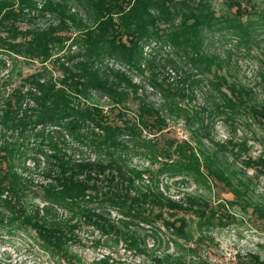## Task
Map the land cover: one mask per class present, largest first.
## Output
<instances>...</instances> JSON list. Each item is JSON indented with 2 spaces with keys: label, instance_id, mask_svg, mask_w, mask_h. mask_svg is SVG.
I'll list each match as a JSON object with an SVG mask.
<instances>
[{
  "label": "trees",
  "instance_id": "1",
  "mask_svg": "<svg viewBox=\"0 0 264 264\" xmlns=\"http://www.w3.org/2000/svg\"><path fill=\"white\" fill-rule=\"evenodd\" d=\"M227 7L234 12L217 16L211 0H0V54L13 69L20 61L39 64L32 74L12 69L0 79V231H33L51 257L83 264L71 251L82 226L136 253H145L148 236L160 245L162 228L167 249L150 264H210L198 250L212 229L234 223L228 208L251 210L264 226V193L256 186L264 155L244 156L248 140L237 139L240 127L255 126L254 140L264 141V100L230 81L225 59L211 49L216 35L250 49L257 26L264 33V9L243 22L249 13L240 0ZM67 42L76 50L54 59L55 78L46 63ZM7 63L0 59V68ZM135 74L159 94V104ZM198 93L203 101L192 106ZM180 119L195 146L169 136L168 121ZM216 120L228 133L222 143L209 133ZM29 137L43 147V161L33 163L39 183L16 164L19 140ZM133 157L149 166H131ZM161 177L192 181L208 193L219 183L233 200L212 202L198 192L174 199L160 188ZM234 258L264 264L260 253ZM93 264L115 263L105 256Z\"/></svg>",
  "mask_w": 264,
  "mask_h": 264
},
{
  "label": "rangeland",
  "instance_id": "2",
  "mask_svg": "<svg viewBox=\"0 0 264 264\" xmlns=\"http://www.w3.org/2000/svg\"><path fill=\"white\" fill-rule=\"evenodd\" d=\"M229 0H211L212 6L215 9L217 16L231 14L235 8L229 11L227 4ZM242 6L245 7L249 16L246 15L242 18L243 22L248 19L256 20L258 16L256 13L262 12L264 9V0H240ZM253 6V7H252ZM48 21L42 20L39 23L44 26ZM257 33L254 36V42L250 44V49H246L241 45L236 47L234 41L228 37L216 35L211 43V49L218 51L226 61L223 72L227 75L230 81L240 82L243 85H247L253 88L258 97L264 100V33L262 28L257 26ZM70 42H67L62 52L55 55L50 61L46 63V66L51 68L52 75L56 78L59 77L58 66L54 64L56 57H63L69 53ZM76 49L74 46L70 48V53ZM229 51V52H228ZM227 52V53H226ZM0 59L8 61L6 68H0V79L3 78L7 72L11 71L10 59L0 54ZM39 68L38 63L26 64L20 61L16 65L15 74L21 72L23 76L32 74ZM13 69V70H14ZM228 73V74H227ZM134 81L144 82V78L141 79L139 75H133ZM146 88V95L151 102L159 104L160 96L157 92L151 91L152 89L143 83ZM94 101L105 108L108 106L105 98H100L99 95H94ZM203 101L202 94L198 93L196 99L191 103L192 106L201 104ZM129 112L128 118H132L136 114V106L133 102L128 104ZM116 112H114L115 114ZM114 117V116H113ZM118 120V119H116ZM169 122V136L176 138L177 140H189L192 145L195 143L191 139V132L183 123V120H173ZM260 130L255 126L240 127L237 131V139L246 138L248 140L247 151H243V155L252 158H256L259 155H264V141L259 143L254 140V133H258ZM210 136L215 142L222 143L228 139L227 130L224 128L220 120H216L213 127L209 129ZM23 146L20 150L23 154L20 156L19 162H16L19 168L26 167L35 183L42 181V175L40 171L33 167L34 158H39L42 162V156L38 154V150L42 149L41 140L29 137L26 140H19ZM131 166L139 169L148 167L149 163L143 158L133 157ZM157 166H153L155 170ZM249 175L253 173L252 170L247 171ZM161 177L160 188L174 199L183 197L185 194L201 193L210 198L212 202H228L233 200L231 193L222 184L213 183L210 193L199 190L195 183L187 181V183H176ZM168 187V190L166 189ZM257 192L259 194L264 193V177L256 183ZM35 203H39V200H35ZM228 214L235 218L232 225L225 228H215L209 233V239L202 244L198 250L199 254L203 256L210 264H235L234 256L236 254L245 255L247 253H260L264 255V226L260 224L251 214V210L244 212L239 209L238 206L228 208ZM112 216L116 217V213L112 212ZM148 229V227H144ZM144 233V232H143ZM78 241L71 245V251L74 256H77L82 260L83 264H93L94 261L101 259L105 256H109L115 264H150L148 260L155 252H162L167 249V233L160 228L159 232H156V236L162 241L160 245H157L155 238L148 236L145 241V253H136L127 249L126 244L123 242L114 243L111 240L102 238L97 231L82 226L76 230ZM149 235V234H148ZM169 251H173V246L169 243ZM73 260V259H71ZM0 264H75L71 261L68 263L66 260H60L59 258H53L48 253L43 251L36 239V234L33 231L17 232L9 235L5 231H0Z\"/></svg>",
  "mask_w": 264,
  "mask_h": 264
}]
</instances>
